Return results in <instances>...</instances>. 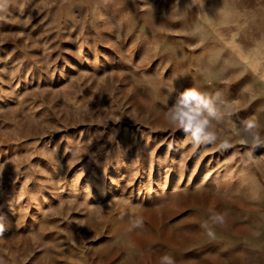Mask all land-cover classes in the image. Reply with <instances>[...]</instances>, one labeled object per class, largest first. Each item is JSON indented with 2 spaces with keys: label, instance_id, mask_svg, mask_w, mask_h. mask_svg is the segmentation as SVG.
Returning a JSON list of instances; mask_svg holds the SVG:
<instances>
[{
  "label": "rangeland",
  "instance_id": "1",
  "mask_svg": "<svg viewBox=\"0 0 264 264\" xmlns=\"http://www.w3.org/2000/svg\"><path fill=\"white\" fill-rule=\"evenodd\" d=\"M189 88L199 143L165 119ZM165 256L264 264V0H7L0 264Z\"/></svg>",
  "mask_w": 264,
  "mask_h": 264
},
{
  "label": "clouds",
  "instance_id": "2",
  "mask_svg": "<svg viewBox=\"0 0 264 264\" xmlns=\"http://www.w3.org/2000/svg\"><path fill=\"white\" fill-rule=\"evenodd\" d=\"M6 3L7 0H0V11L4 10ZM217 103L218 95L206 96L196 88L185 89L165 113V119L173 127L182 129L192 142L199 143L211 138L210 120L217 115ZM212 220L222 224L224 217L222 214H217L212 217ZM202 227L207 228V225ZM208 234L214 235L210 230ZM162 264H174V260L165 256Z\"/></svg>",
  "mask_w": 264,
  "mask_h": 264
}]
</instances>
